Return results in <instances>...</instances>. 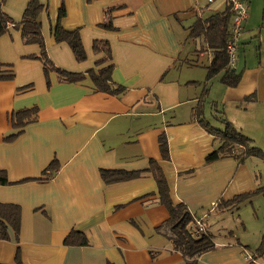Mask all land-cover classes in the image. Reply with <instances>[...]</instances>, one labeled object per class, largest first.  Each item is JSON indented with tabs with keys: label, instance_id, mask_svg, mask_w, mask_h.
Instances as JSON below:
<instances>
[{
	"label": "crops",
	"instance_id": "obj_1",
	"mask_svg": "<svg viewBox=\"0 0 264 264\" xmlns=\"http://www.w3.org/2000/svg\"><path fill=\"white\" fill-rule=\"evenodd\" d=\"M28 1L5 0L2 10L19 22ZM38 1L45 7L41 33L54 66L85 74L111 63V81L123 90L98 92L86 74L65 82L55 72L48 73L47 87L42 63L31 58L39 47L24 44L12 27L0 37V62L14 73L12 80H0V170L8 180L0 185V203L20 209L18 233L8 228V239L0 240V264H15L16 253L20 264H187L163 229L157 231L168 211L158 201L151 160L171 197L213 237L215 248L195 264H259L261 257L251 255L235 233L219 226L215 236L212 226L238 208H221L222 201L264 187V177L257 176L251 157L242 165L233 157L207 163L218 142L191 117L213 54L200 50L188 29L196 19L223 12L227 0ZM61 3L60 25L79 31L83 62L53 39ZM244 3L248 12L234 69L239 83L228 87L221 74L213 77L203 118L215 128H221L217 118L225 119L255 144V137H264V0ZM106 12L109 30L100 26ZM94 41L110 48V61L100 67L94 64L103 53L93 52ZM33 106L35 121L8 140L17 132L11 114ZM160 135L166 137L167 161L160 156ZM52 162L57 168L47 177ZM101 170L139 175L107 184ZM71 232L86 244L64 245Z\"/></svg>",
	"mask_w": 264,
	"mask_h": 264
},
{
	"label": "trees",
	"instance_id": "obj_2",
	"mask_svg": "<svg viewBox=\"0 0 264 264\" xmlns=\"http://www.w3.org/2000/svg\"><path fill=\"white\" fill-rule=\"evenodd\" d=\"M4 3L5 0H0V37L8 31L9 27H12L20 32L24 44H36L39 47L38 55L31 56V58L37 59L42 63L47 87L50 85L47 78L49 72L57 73L60 80L65 82L81 81L86 74L93 83L96 91L111 95H117L122 92L123 89L115 86L111 81L113 65L109 63L102 66L108 63L111 59L109 44L106 41H94L92 44V50L94 53H103V56L94 64L95 67L102 66L100 69L97 71L89 69L85 74L65 72L55 67L47 56L40 23V14L45 9L44 5L38 0L28 1L23 10L21 20L19 22H14L2 10ZM64 16L65 9L61 3L57 13V21L52 32L53 39L56 43H65L70 48L76 62H83L86 60V54L81 43L79 31L77 29H63L60 25V21ZM229 19L230 12L227 7L223 12L214 14L206 19H196L193 25L188 29L189 38L200 40V50L209 49L213 54L210 65L206 69L203 90L196 106L192 109L191 117L218 142V147L205 157L207 163L225 157H233L238 165H242L245 160L250 157H258L264 161L263 151L251 144L250 139L239 133L227 120L217 118L221 128H215L203 118V107L206 96L208 95L206 84L218 74H221L219 79L220 82L228 87L237 86L240 80L239 74H236L234 70H230L227 67L225 44L228 37ZM100 26L107 30L112 29L108 12L105 13L104 21ZM13 77L14 73L10 69V66L0 62V80L10 81ZM193 84L197 85V82H194ZM36 115V106L14 111L11 114L10 121L12 129L17 132L7 139L10 140L19 135L28 123L35 121ZM158 143L162 160H169L165 135L159 136ZM56 168L57 166L54 162L50 163L46 169L48 171L47 177H49ZM46 170L43 171V174L46 173ZM149 170L151 171L157 186L158 201L168 211L167 220L157 229V231L163 229V232L171 243L172 251L181 254L187 264H195L198 256L215 248L213 237L210 232H208L207 225L203 222L204 230L198 234L195 232L196 219L198 218H195L183 203L177 202L171 197L167 181L163 176L161 169L152 160L150 161ZM138 175L139 173L101 170V178L107 184L126 181ZM6 184H8V180L5 172L0 170V185ZM257 193H261L264 197V187L237 195L230 200L222 201L219 206H221V208L237 206L245 198ZM19 225V207L13 204L0 203V240L8 239V228H11L16 235L19 230ZM63 244L67 246H82L86 244V240L79 232H71L64 239ZM262 255H264V235L253 256L256 258L261 257ZM15 264H20L18 253L15 255Z\"/></svg>",
	"mask_w": 264,
	"mask_h": 264
},
{
	"label": "rangeland",
	"instance_id": "obj_3",
	"mask_svg": "<svg viewBox=\"0 0 264 264\" xmlns=\"http://www.w3.org/2000/svg\"><path fill=\"white\" fill-rule=\"evenodd\" d=\"M240 40L239 37L238 49L240 48ZM238 54L239 50H237V56ZM253 142L255 144L250 141L251 144L260 148L264 153V137H255ZM250 159L253 160L252 167H256L257 176L261 175L264 177V161L258 157H251ZM237 207L236 212L232 216L225 214L217 225L214 224L212 226V233L217 236L215 232H220L221 228L219 226L232 231L240 242L249 247L247 248L248 252L253 255L256 253V249L259 247L264 235V197L261 193L253 194L241 201ZM258 262L259 264H264V255L261 256Z\"/></svg>",
	"mask_w": 264,
	"mask_h": 264
},
{
	"label": "built area",
	"instance_id": "obj_4",
	"mask_svg": "<svg viewBox=\"0 0 264 264\" xmlns=\"http://www.w3.org/2000/svg\"><path fill=\"white\" fill-rule=\"evenodd\" d=\"M208 1L211 2L212 0ZM227 5L230 12V27L225 50L227 55V67L230 70H234L237 60L239 37L243 31V26L247 18V7L244 0H227ZM195 228L197 234L204 230L203 223L200 219H196ZM246 258L248 260L249 256H246Z\"/></svg>",
	"mask_w": 264,
	"mask_h": 264
}]
</instances>
